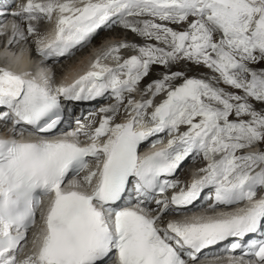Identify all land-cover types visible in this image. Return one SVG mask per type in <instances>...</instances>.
Here are the masks:
<instances>
[{"label": "snow or ice", "instance_id": "obj_1", "mask_svg": "<svg viewBox=\"0 0 264 264\" xmlns=\"http://www.w3.org/2000/svg\"><path fill=\"white\" fill-rule=\"evenodd\" d=\"M13 15L20 22L11 25L8 43L36 37L44 57L64 56L114 24L156 43L112 45L68 87L53 89L46 74L26 79L29 73L0 67V108L6 109L0 122L21 136L26 129L19 125L36 133L57 128L64 112L58 96L89 101L110 93L116 101L100 109L104 115L91 131L77 120L64 138L0 137V264H108L113 255L114 264H199L205 249L231 240L235 252L246 236L264 230V196L257 199L264 191V151L238 154L264 143V109L249 102L264 103V68L251 67L264 63V0H26ZM54 15V36L41 37L33 22H51ZM125 49L138 55L124 58ZM181 61L205 66L217 74V84L243 95L170 71ZM153 65L169 71L141 90ZM162 94L166 98L155 104ZM121 116L124 122L116 123ZM161 133L172 137L167 146L142 157L140 146L150 141L155 148L163 141L150 138ZM189 157L206 163L199 178L181 187L169 178ZM130 188L135 208L122 204ZM177 188L170 199L155 200L163 214L184 215L206 188L213 201L207 211L245 207L158 227L162 217L148 205ZM38 212L42 225L33 234V251L21 260ZM229 259L264 264V240Z\"/></svg>", "mask_w": 264, "mask_h": 264}, {"label": "bare ground", "instance_id": "obj_2", "mask_svg": "<svg viewBox=\"0 0 264 264\" xmlns=\"http://www.w3.org/2000/svg\"><path fill=\"white\" fill-rule=\"evenodd\" d=\"M35 24H36V22H35ZM11 25H12V23L8 24V27H11ZM40 25H41V27H40ZM115 28L116 29L114 31H112L109 34V36L110 35L111 36H114L115 35V32H117V31L120 30L117 27H115ZM54 29H55V15L53 16V20L51 22H49L47 20L46 21H40L39 22L38 31H39L41 37H46L47 36V37L51 38L55 34L54 33ZM109 36H107V37H109ZM9 39H11V37L10 38H7V40L4 39V41L2 43V46L0 47V67L9 68L10 70H12L13 72H16L17 74H21V73H23V74L24 73H31V74H36V76L39 77L41 75L40 73H34V71L33 72H30V69L32 67L31 66L32 64H30V61H28V57H27L28 55H27L26 52L25 53L24 52H19V54H17V52L13 53V49H15L16 43H11V44L8 43ZM20 42H23V41H20ZM105 42L107 43V45H110V47L112 45L118 44V41L113 40L112 37H110L109 39L107 38V40ZM110 42H112V43H110ZM145 42L146 41L143 38H140L139 37L138 41L135 44H144ZM152 43L155 44L156 41H153ZM17 44H18V42H17ZM9 48H10V50H9ZM99 51H100V49H97V48L93 49L92 48V51L90 53H88V54H85L87 56L84 57V58H82V60H80V63L79 64L73 63L69 67L67 66L68 68L66 69L65 72L54 75L55 78H56V81L58 80V82H63V83H65L68 86H71L72 84H74L75 81L81 77V72L83 70H88V69L91 68V64L95 61V59L97 58V56H99L101 54V52H99ZM85 52L86 51L84 50V53ZM132 52H127L126 55H128L129 53L131 54ZM104 63L109 64L110 63V60L109 61H104ZM188 64L190 65L192 63L191 62H188ZM194 65H196V64H194ZM37 68H39V66ZM48 68H50V67H47V69H43V73H45V74L48 75V73H49L48 72L49 71ZM165 72H166V70H165ZM52 74L53 73H51L50 76H52ZM213 75L216 76L217 74H214L213 73ZM29 77L32 79L31 75H28L25 78H29ZM48 78H49V81H51V78L49 76H48ZM158 78H160V77H158ZM209 79H210V82L213 83V85H217L212 78L209 77ZM219 84H221L220 86L223 87V88L224 87H227V85H224L223 83H219ZM232 93H235V94H238V95H243V94H239L237 92H232ZM165 98H166V94H162V95L158 96V98H156V100L154 101V103L157 104L161 99H165ZM249 102L250 103L255 102V106L254 107L256 109H259V108L263 107L260 104L261 102L252 101V100H250ZM0 137H2V138L5 137V133H1L0 132ZM252 151H253V148L252 149H247V152H252ZM193 171H194V169H193ZM261 196H263V195H261ZM239 208H237V210ZM185 218H189V216H187V217L180 216L177 219L183 220ZM25 254L29 255L30 253H23V254H21L19 256V259H21V260L25 259L27 257V256H25ZM222 262L223 263L230 264V259L227 258L226 260H222Z\"/></svg>", "mask_w": 264, "mask_h": 264}, {"label": "rangeland", "instance_id": "obj_3", "mask_svg": "<svg viewBox=\"0 0 264 264\" xmlns=\"http://www.w3.org/2000/svg\"><path fill=\"white\" fill-rule=\"evenodd\" d=\"M170 27H173V28L178 29V30H182L184 27H186V25H171ZM179 27H181V28H179ZM117 28H119L120 30L115 32L114 36L110 35L108 38L112 37L113 40L118 41V44L121 43V42L136 43L138 41L139 37L136 34L132 33L131 31H129L127 29H124L123 27H121V25H118ZM152 42L153 41H146L145 43H152ZM2 43H3V40H0V47L2 46ZM137 45H143V44H137ZM9 50H10V48H9ZM125 50H126V53L127 52H132L131 49H125ZM125 50H123V51H125ZM27 51H28V46H26L25 42H18V44L16 43L15 49H13V53L17 52L18 54H19V52H24V53L26 52L27 53ZM132 53H138V52H134L133 51ZM85 54H87V53H84V54L83 53H78L73 58H71L69 60H66L63 63L55 64L54 66H52V69H49L48 72L54 71L53 69H55V72L57 71L56 72L57 74L63 73V72L66 71V69L71 64H73V63L79 64L80 60H82V58L87 56ZM110 62H111V60H110ZM37 63H38L37 59H31L30 60V64H32V65H35ZM251 67H253L255 69L264 68V63L251 65ZM165 70L168 71L167 69H165L163 67L153 65L152 69L150 70L149 75L147 77H145L144 80L142 81V82H144V86L146 87L149 84V82L151 80H153V79H159L158 77L161 78V75L163 73H165ZM170 71H172V72L180 71V72L184 73L185 77L205 79V80H209V81H210L209 77L210 78L214 77L213 72L210 69L206 68L205 66H203V65H194L193 63L189 65L188 62H186V61H181L180 63L173 65L172 68L170 69ZM182 82H183V80L180 79V80H177L175 83L178 85V84H180ZM214 82L216 83L215 80H214ZM220 85L221 84H217V85H214V86L221 87ZM144 86L141 83L140 84V89L143 90L145 88ZM221 88H223V87H221ZM224 89L227 92H237L239 94H243L242 91L237 90V89H233L231 87L229 88V86L224 87ZM138 94L141 95V93H138ZM156 98H158V97H156ZM252 101H255V100H252ZM252 104L255 106V102H253ZM260 104L263 107H261L259 109H264V103H260ZM259 109H257V110H259ZM149 111H151V109H149ZM230 119H235V117L232 116V117H230ZM243 119L247 120V119H250V118L249 117H243ZM260 145H261V150L264 151V143H262ZM252 152H257V150L253 148ZM238 154H241V153H238Z\"/></svg>", "mask_w": 264, "mask_h": 264}]
</instances>
